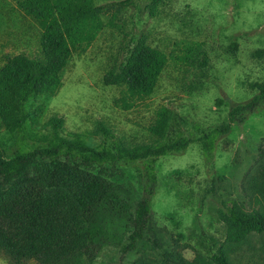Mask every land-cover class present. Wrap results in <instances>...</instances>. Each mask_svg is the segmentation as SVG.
Wrapping results in <instances>:
<instances>
[{
  "label": "rangeland",
  "instance_id": "obj_1",
  "mask_svg": "<svg viewBox=\"0 0 264 264\" xmlns=\"http://www.w3.org/2000/svg\"><path fill=\"white\" fill-rule=\"evenodd\" d=\"M94 2L103 6V28L84 52L71 55L56 94L28 101V108L43 104L39 124L62 116L66 131L86 134L91 144L102 142L96 130L102 124L130 146L150 139L148 128L164 105L173 112L175 128L192 142L156 160L158 182L150 199L155 243H141L122 261L116 249L106 248L84 264L208 257L224 241L225 206L236 202L245 211L260 206L246 197L244 186L264 150V104L232 123L211 158L203 155L198 138L227 122L229 111L253 96L254 83L264 75V0ZM39 35V26L14 0H0V65L5 54L37 56ZM141 36L165 53L167 64L154 91L124 107L122 87L105 85L102 76ZM13 149L14 136L0 123V153L9 156ZM128 173L134 177L135 168ZM232 257L234 264H264V233L251 235ZM0 264H10L1 253Z\"/></svg>",
  "mask_w": 264,
  "mask_h": 264
},
{
  "label": "trees",
  "instance_id": "obj_2",
  "mask_svg": "<svg viewBox=\"0 0 264 264\" xmlns=\"http://www.w3.org/2000/svg\"><path fill=\"white\" fill-rule=\"evenodd\" d=\"M14 1L40 35L37 56L5 54L0 65V123L14 136L11 154L0 153V253L10 264H84L113 248L122 261L141 243H155L150 199L158 182L156 160L185 150L192 138L175 128L173 112L164 105L148 128L150 139L130 146L102 124L96 129L104 136L99 144L66 131L62 116L39 124L43 104L28 108V101L57 93L71 55L84 52L103 28V6L94 0ZM166 64L165 53L141 36L113 60L102 81L122 87L119 100L130 107L154 91ZM254 87L249 100L229 111L227 122L198 138L206 158L233 122H243L264 104V75ZM132 167L134 177L128 173ZM244 193L260 206L249 211L236 202L225 206L220 212L225 238L215 252L170 263L234 264L232 255L242 243L264 233V150Z\"/></svg>",
  "mask_w": 264,
  "mask_h": 264
}]
</instances>
